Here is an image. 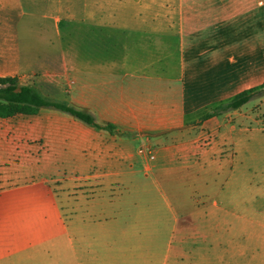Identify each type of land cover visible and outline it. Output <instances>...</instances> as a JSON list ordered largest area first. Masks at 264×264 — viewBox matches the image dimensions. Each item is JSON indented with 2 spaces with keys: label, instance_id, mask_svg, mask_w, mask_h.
I'll return each mask as SVG.
<instances>
[{
  "label": "crops",
  "instance_id": "obj_1",
  "mask_svg": "<svg viewBox=\"0 0 264 264\" xmlns=\"http://www.w3.org/2000/svg\"><path fill=\"white\" fill-rule=\"evenodd\" d=\"M83 12L82 50L72 58L25 53L22 0H0V77L87 109L98 124L144 133L138 140L161 139L264 82V0H97ZM51 60L72 74L51 71ZM247 104L162 147L159 158L168 154L173 163L154 167L157 178L135 163L137 151L65 113L43 108L0 119V182L7 185L0 264H264V180L216 178L221 168L232 171L231 161L218 164L201 141L208 134L233 145V164L245 169L243 150L264 148V131L249 129L259 121L243 113ZM91 166L112 180L86 202L93 226L77 229L65 221L53 182L60 171ZM121 172L143 178L121 179Z\"/></svg>",
  "mask_w": 264,
  "mask_h": 264
},
{
  "label": "rangeland",
  "instance_id": "obj_2",
  "mask_svg": "<svg viewBox=\"0 0 264 264\" xmlns=\"http://www.w3.org/2000/svg\"><path fill=\"white\" fill-rule=\"evenodd\" d=\"M97 0H22L24 9V22L25 26V53L51 51V53H65V58H72L73 53H79L82 50V44L80 41V27L78 20L85 17L83 12V6L85 2L95 3ZM140 0H130V2H139ZM115 3H127L128 0H114ZM104 3H113V0H104ZM2 14V13H0ZM89 15H94L93 12H89ZM2 15H0L1 17ZM30 17L34 18V22H30ZM34 47H27L28 42ZM30 46V45H29ZM89 46V45H88ZM37 47V48H35ZM66 63L78 62V60H65ZM59 63V61H58ZM57 61L51 60V71L58 73H70V66L67 64L63 66L61 63L58 65ZM75 68V67H74ZM78 69V67H77ZM39 71L34 72V76H38ZM72 74V73H70ZM32 74V66L30 61L24 60V73L25 83L31 82L33 78H28ZM53 96L58 95L56 92H52ZM53 99V97H51ZM264 88H260L255 91V94L244 107L243 113L247 116H253L258 123L252 121V125L249 126L250 130L259 129L264 131ZM240 109V108H239ZM208 109L201 112L197 120H199ZM233 110H227L222 114L231 112ZM194 120V122H198ZM192 123L186 124L181 129H175L172 131H166L160 133L161 139L154 140L142 139L138 140V137L143 136L144 133L137 131H129L122 129L120 126L115 125L117 133L111 134L115 136L114 142H120V147L131 150L137 153L134 157L137 159L136 164L145 166L149 172V178H157L158 173H154L152 169L161 164L160 168L167 166L163 163H173L170 156H160V149L164 146H173L178 141H183L186 138L187 132L192 134L195 131H199L197 126ZM108 123L100 124L106 125ZM112 124V123H111ZM96 130V129H95ZM101 129H97L100 131ZM106 133V130H102ZM148 135V133H147ZM145 134V137H148ZM191 136V135H189ZM214 137V139H213ZM205 134L201 141L204 142V148L206 150L215 151V160L219 162L225 158L227 161H231V172L229 170L224 172L221 168L220 172H216V178H233V179H260L264 180V148L255 146L253 148H246L241 154L243 163H245V169L236 168L234 162L235 148L233 145L229 146L224 144L223 140L216 136ZM264 142V141H263ZM108 141H105V145ZM159 153V155H158ZM105 155V159H107ZM229 163V162H228ZM229 165V164H227ZM228 167V166H227ZM226 167V168H227ZM216 166V171H217ZM235 169V170H234ZM138 176L133 172H121V179H135L143 178L142 172H138ZM111 175L113 173L106 172L96 166H91L88 172H72V171H60L57 174L56 181L53 182V189L57 193V199L61 206V211L65 217V221L71 219L75 221V226L79 229L82 225L85 226L88 223L89 226H93L95 220L89 216L86 209V202L96 197L101 182L105 180H112ZM207 178V176L205 177ZM4 182H0V189L4 188ZM122 189L120 188V191ZM106 226V225H105Z\"/></svg>",
  "mask_w": 264,
  "mask_h": 264
},
{
  "label": "trees",
  "instance_id": "obj_3",
  "mask_svg": "<svg viewBox=\"0 0 264 264\" xmlns=\"http://www.w3.org/2000/svg\"><path fill=\"white\" fill-rule=\"evenodd\" d=\"M260 88H264V82L256 89L241 92L231 99L206 108L208 111L205 112L198 122L193 124L201 125L212 117L222 115L224 111L238 110L247 104L255 94V91ZM43 108L65 113L86 125L106 130L110 134L118 132L115 125L111 123L106 125L98 124L94 115L87 109L77 108L65 102L50 99L43 95L35 86L22 84L17 77H0V119L12 118L17 115H36Z\"/></svg>",
  "mask_w": 264,
  "mask_h": 264
}]
</instances>
